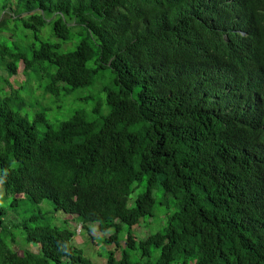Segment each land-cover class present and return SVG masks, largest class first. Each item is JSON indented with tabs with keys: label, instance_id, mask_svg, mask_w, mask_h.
Instances as JSON below:
<instances>
[{
	"label": "trees",
	"instance_id": "16d2710c",
	"mask_svg": "<svg viewBox=\"0 0 264 264\" xmlns=\"http://www.w3.org/2000/svg\"><path fill=\"white\" fill-rule=\"evenodd\" d=\"M0 69V264L92 263L45 200L98 225L107 264H264V0H0ZM21 70L70 107L110 82L39 129ZM144 217L165 225L134 232Z\"/></svg>",
	"mask_w": 264,
	"mask_h": 264
},
{
	"label": "rangeland",
	"instance_id": "374dc122",
	"mask_svg": "<svg viewBox=\"0 0 264 264\" xmlns=\"http://www.w3.org/2000/svg\"><path fill=\"white\" fill-rule=\"evenodd\" d=\"M75 36L73 41L70 42H65L63 43V50L67 51L70 49H74L79 41L82 39L86 38L83 35L78 33V30H74ZM25 34H29V37L26 38ZM34 33L32 31L27 32V33H19L18 34V40L21 42L20 44L27 46V44L32 41V38L34 39ZM41 36L44 40L57 43L61 42V40L55 36L53 33L52 26L50 24H47L43 30L41 31ZM97 57V52L94 56V58L89 62L90 67H95V58ZM1 71V69H0ZM3 75L6 74V72H2ZM103 75V76H102ZM110 72L108 70H104L103 72H100L98 75V80L94 86L91 87H86V88H81L76 91V93L72 97H80L84 98L88 101H85L83 99L73 101V107H70L69 104H67L64 100L61 98H57L53 95H44L43 87L38 88L40 84H43V81H39L37 78H32L30 73H26L25 71H22L18 74L17 81L22 82V85L25 88L24 95L29 96L30 102L34 107L36 108L34 114L32 115V122L36 123L38 128L40 129H45L47 127L46 124H49L51 126H55L58 123V119L63 120L68 117V114L70 110L73 109H79V108H90L94 104L95 100H98L100 98V89L103 87V85L108 84L110 82ZM40 79V78H39ZM43 112L45 114V119L46 122H44L42 119L37 120L36 117L38 114ZM143 187V186H142ZM143 189H138L135 194H139L142 192ZM134 194V196H135ZM155 196L157 200L156 204V211L154 216L157 214H160L161 212L166 211L167 209L162 206V196H163V191L162 190H156L155 191ZM132 201V200H131ZM135 201V200H134ZM133 201V203H134ZM132 203V204H133ZM29 205L30 209H36L37 207L30 201L27 202ZM176 206H171L170 207V212H173ZM39 208V207H38ZM41 211L45 212V221L48 223H51L53 225H57L58 223L60 226H66L68 225L70 228H72L75 231V236L73 238V244L75 247H78L82 249L83 254L88 257L92 263L91 264H107V260L109 257V250H113L115 252V247L114 245H107L103 241V237L105 234L101 233L97 227L98 225L96 223L90 224V229H82L81 225L78 223V221L74 220V216L68 215L64 213L63 211H58L56 212L54 209V204L53 202H50L49 200H45L41 206H40ZM38 212V211H36ZM66 215L69 216V221L70 223L67 224L65 222V217ZM168 215V213H167ZM58 217V218H57ZM5 221L8 225L15 224L19 221L23 220L22 214L19 212L15 211H8L7 215L5 216ZM59 219L60 222H57L55 220ZM158 221L155 219H150V217H144L141 220V224L134 225L132 228L134 232H148L150 233H155L163 228L165 225V222L163 224H157ZM19 231L21 230H16L19 234ZM148 234V235H149ZM125 235V234H124ZM147 236V235H146ZM124 237V236H123ZM145 237V236H143ZM124 245V244H123ZM33 250L38 251L37 247H34ZM156 251V250H155ZM159 249L157 250L158 254ZM122 249H116V257L120 258L121 256ZM133 257L135 259H138L140 257V253L134 252L132 253ZM76 264H83V263H76Z\"/></svg>",
	"mask_w": 264,
	"mask_h": 264
}]
</instances>
